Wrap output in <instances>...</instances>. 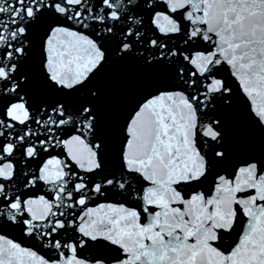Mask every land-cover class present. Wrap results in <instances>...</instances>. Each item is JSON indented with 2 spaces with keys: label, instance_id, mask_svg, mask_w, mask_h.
<instances>
[{
  "label": "snow or ice",
  "instance_id": "obj_1",
  "mask_svg": "<svg viewBox=\"0 0 264 264\" xmlns=\"http://www.w3.org/2000/svg\"><path fill=\"white\" fill-rule=\"evenodd\" d=\"M0 264H264V0H0Z\"/></svg>",
  "mask_w": 264,
  "mask_h": 264
}]
</instances>
